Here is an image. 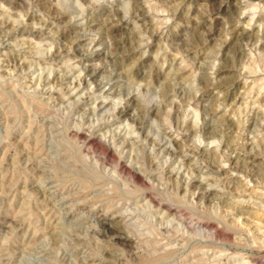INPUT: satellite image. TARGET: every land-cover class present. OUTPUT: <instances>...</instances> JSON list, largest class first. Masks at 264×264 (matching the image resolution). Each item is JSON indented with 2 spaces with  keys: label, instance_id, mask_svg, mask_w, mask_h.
Instances as JSON below:
<instances>
[{
  "label": "rangeland",
  "instance_id": "374dc122",
  "mask_svg": "<svg viewBox=\"0 0 264 264\" xmlns=\"http://www.w3.org/2000/svg\"><path fill=\"white\" fill-rule=\"evenodd\" d=\"M258 3L0 0V264H264Z\"/></svg>",
  "mask_w": 264,
  "mask_h": 264
},
{
  "label": "bare ground",
  "instance_id": "6f19581e",
  "mask_svg": "<svg viewBox=\"0 0 264 264\" xmlns=\"http://www.w3.org/2000/svg\"><path fill=\"white\" fill-rule=\"evenodd\" d=\"M254 2H259L257 5H253L252 7H251V9L250 10H258L260 7H261V5H260V3L261 2H264V0H246V3L247 4H250V3H254ZM141 14H139L138 15V17L139 18H143V13L142 12H140ZM134 15V14H133ZM211 18V17H210ZM232 21V20H231ZM253 21V18H250V20L248 21L249 23H251ZM230 23V22H229ZM230 26L228 27V29L226 30V32H227V34L228 35H236V28H235V26L237 25V24H235V23H233V22H231L230 24H229ZM111 26V25H110ZM200 32V31H199ZM245 32H247V31H245ZM248 34V33H247ZM257 36H258V34H257ZM198 37H199V39H200V36L198 35ZM244 36H242V38H243ZM258 39H260V38H258ZM262 39H264V36H262ZM261 39V40H262ZM196 40H197V38H196ZM131 41V40H130ZM129 41V44L131 43ZM198 41V40H197ZM125 42V41H124ZM83 43V42H82ZM92 44H94V42L93 41H89L87 44H82L83 46H85V47H88V46H91ZM139 44V43H138ZM141 44V43H140ZM84 48V47H83ZM82 50V49H81ZM80 51V50H79ZM63 52H65V51H63ZM80 52H83V50L82 51H80ZM79 53V52H78ZM109 53V52H108ZM75 54H77V53H75ZM80 54V53H79ZM78 54V55H79ZM56 55V54H55ZM81 55V54H80ZM111 55V54H110ZM110 55H107V53H103V52H101V53H98V54H93L92 56H90L89 58H87V59H85V62H86V65H85V69L83 70L84 71V75H85V78H86V81H85V85L86 84H89L90 82L92 83V84H94V90H95V92H99L100 93V95H104V96H110L111 95V91H112V89L114 88L113 86L116 84V81H117V78L115 79V77L114 78H111V77H109V79H107V77H101L100 76V70L94 65V61H96V60H100V58L102 57V56H104V58H105V60H110L111 61V59H112V55L110 56ZM82 56V55H81ZM80 56V57H81ZM76 58H77V56H75ZM83 57V56H82ZM56 58H62V54L61 53H57V55H56ZM66 58V57H65ZM84 58H86V57H84ZM83 58V59H84ZM116 58V57H115ZM103 59V58H102ZM60 60V59H59ZM112 61H113V59H112ZM111 61V62H112ZM110 62H108V63H106V64H109ZM120 63V62H119ZM113 64L115 65V61L113 62ZM104 65V64H103ZM110 65V64H109ZM226 65V64H225ZM228 66V65H227ZM100 67L102 68V66L100 65ZM63 69V68H62ZM113 69V68H112ZM220 70H218V73H222V72H224V70L223 69H221V68H219ZM228 70H230V69H228ZM231 71H233V70H231ZM112 75V74H111ZM219 75V74H218ZM218 75H217V77H218ZM105 78V80H103V81H101V82H99L98 80H97V78ZM204 79H205V77H203L202 78V80L204 81ZM217 79V78H216ZM100 80H102V79H100ZM82 82V81H81ZM106 83V84H108V86H110V88L106 91L104 88H103V85H105V84H103V83ZM84 83V82H83ZM81 84V83H80ZM212 84V83H211ZM210 84V85H211ZM208 85V84H207ZM84 86V85H83ZM90 86H91V84H90ZM90 86L88 87V88H90ZM87 87V86H86ZM115 87H117L116 85H115ZM117 89V88H116ZM115 91V90H114ZM116 92H118L117 90H116ZM89 93V92H88ZM91 93V92H90ZM66 94V93H65ZM92 95H93V93H91ZM115 93H113V95H114ZM117 94V93H116ZM115 94V95H116ZM83 95V94H82ZM99 95V94H98ZM91 96V95H90ZM177 99V98H176ZM130 102V101H129ZM133 102H135L134 100H131V103H133ZM128 104V103H127ZM135 104V103H134ZM180 104V103H179ZM129 105V104H128ZM132 105V104H131ZM181 105V104H180ZM134 106V105H133ZM133 106H131V108L133 107ZM139 106V105H138ZM166 108V107H165ZM129 110L130 109H125L121 114L122 115H127L128 113H129ZM205 113V112H204ZM120 114V115H121ZM210 118H211V116H210ZM77 133V132H76ZM99 141H101V140H99ZM98 141V142H99ZM176 141V140H175ZM86 143H87V145H89L90 147H91V145H93V143H95V140H94V138H90V139H88L87 141H86ZM102 144V143H101ZM180 147V146H179ZM179 147H178V149H179ZM105 148H106V146H105ZM108 149H106V153L105 154H107L106 156H108L109 158H114L113 156H112V151L109 149V147H107ZM177 149V148H176ZM175 149V150H176ZM252 149V148H251ZM175 150H174V152H175ZM177 151V150H176ZM181 151V150H180ZM193 151V150H192ZM252 153V152H251ZM199 154V153H198ZM257 156V155H256ZM247 157H249V156H247ZM254 158H255V156H254ZM254 158L252 159V161H254ZM235 160V159H234ZM237 161V160H236ZM115 165V164H114ZM117 166V167H116ZM115 167H116V169H117V172L119 171L121 174H125V176H127V175H129V176H131V178L134 180L133 182H135L136 184H138V186H139V184L142 182L141 180H143V179H141V177L136 173V172H132L126 165H123V163H119L118 165H116ZM115 169V170H116ZM132 181V180H131ZM237 218V217H236ZM108 226V225H107ZM107 228V227H106ZM199 228H201V229H203V233H206L208 236H211L213 233L211 232H206L205 230H208L210 227L209 226H207V225H202V224H199ZM200 229V230H201ZM107 230H109V231H107V233H109L110 232V235H111V233L114 231H112V229L108 226V229ZM198 231V230H197ZM107 233H105V234H107ZM114 233H115V231H114ZM216 233V232H215ZM223 234V233H222ZM109 235V234H108ZM114 235V234H113ZM214 235V234H213ZM223 236V235H222ZM115 237V236H114ZM211 238V237H210ZM117 240V242L118 243H120L121 245H125V246H127V245H130L131 244V241L129 240V238L128 237H119V238H117L116 239ZM259 240H261V238H259ZM132 245V244H131ZM258 248V250H261L262 248H264V245L262 246H258L257 247ZM256 259V258H255ZM252 263L253 264H257V260H252Z\"/></svg>",
  "mask_w": 264,
  "mask_h": 264
}]
</instances>
